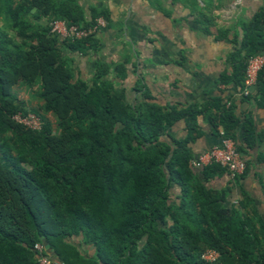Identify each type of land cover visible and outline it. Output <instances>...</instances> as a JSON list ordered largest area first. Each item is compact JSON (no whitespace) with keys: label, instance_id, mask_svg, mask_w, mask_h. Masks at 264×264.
I'll list each match as a JSON object with an SVG mask.
<instances>
[{"label":"trees","instance_id":"obj_1","mask_svg":"<svg viewBox=\"0 0 264 264\" xmlns=\"http://www.w3.org/2000/svg\"><path fill=\"white\" fill-rule=\"evenodd\" d=\"M99 17L108 22L105 10L90 8L86 16L77 0H0V264H37V243L66 264H264V219L227 206L230 188L208 185L226 170L214 163L193 169L187 148L203 136L199 117L239 153L264 149V130L238 118L220 97L160 106L138 84L142 101L129 104L105 80L104 64L91 85L74 79L49 23L87 27ZM62 43L81 54L96 47L94 38ZM261 52L262 10L242 25L228 57L231 75L222 74L218 84L242 88L248 60ZM115 71L122 79L124 64ZM37 83L42 104L31 110L11 89ZM256 86L264 109V67ZM27 111L40 117V131L12 120ZM179 120L186 137L162 140ZM258 160L264 163V150ZM207 250L218 253L214 263L201 258Z\"/></svg>","mask_w":264,"mask_h":264},{"label":"crops","instance_id":"obj_2","mask_svg":"<svg viewBox=\"0 0 264 264\" xmlns=\"http://www.w3.org/2000/svg\"><path fill=\"white\" fill-rule=\"evenodd\" d=\"M77 1L86 16L90 8L105 10L108 25L94 38L96 47L83 54L71 52L59 42L62 57L74 79L91 85L98 65L104 64L110 69L105 80L113 84L116 92H123L129 104L142 101L138 84L160 106L203 105L220 97L227 106L233 105L238 118H251L257 132L264 130V109L256 103L257 86L249 89L248 96H243L240 86L218 84L222 74L231 75L228 57L233 52L235 37L240 40L242 25L255 13L264 11V0ZM200 15H205L211 23L200 19ZM120 64H124L125 70L122 79L115 71ZM39 90L40 83L30 87L17 84L11 92L26 108L37 110L42 104L36 96ZM243 97L249 99L242 100ZM44 116L49 120L54 118L50 113ZM198 124L203 136L187 147L193 158L220 143L219 136L211 131L203 117L198 118ZM235 133L242 142L240 127ZM186 135L184 121L179 120L162 140H183ZM263 150V146H255L240 153L246 162L244 175L230 180L224 173L208 183L215 189L230 188L227 206H233L240 214L249 217L255 214L262 219L264 163L258 160V155Z\"/></svg>","mask_w":264,"mask_h":264},{"label":"built area","instance_id":"obj_3","mask_svg":"<svg viewBox=\"0 0 264 264\" xmlns=\"http://www.w3.org/2000/svg\"><path fill=\"white\" fill-rule=\"evenodd\" d=\"M108 22L103 18H97L94 23L87 27L68 25L64 20H54L49 23L50 31L62 42H75L88 38H95L100 32L107 28ZM264 67V52L251 57L246 66L241 93L249 95V89L256 86L257 76ZM12 120L29 131H40L42 121L40 117L30 111L18 112L13 115ZM217 164L226 170L230 180L244 175L246 162L237 151L236 144L232 139H222L220 144L213 146L204 153L194 157L190 163L193 169H200L206 165ZM37 264H66L46 254L44 247L37 243L33 246ZM219 255L214 250L205 251L201 258L207 263H214Z\"/></svg>","mask_w":264,"mask_h":264},{"label":"rangeland","instance_id":"obj_4","mask_svg":"<svg viewBox=\"0 0 264 264\" xmlns=\"http://www.w3.org/2000/svg\"><path fill=\"white\" fill-rule=\"evenodd\" d=\"M41 23H47V21H42ZM10 34V32H9ZM51 123H52V130L53 132H58V129H57V125H56V122H55V118H52L50 119ZM88 252V254H91L92 253V250L91 249H88V251H86V253Z\"/></svg>","mask_w":264,"mask_h":264}]
</instances>
